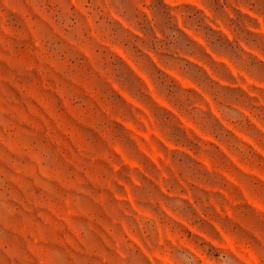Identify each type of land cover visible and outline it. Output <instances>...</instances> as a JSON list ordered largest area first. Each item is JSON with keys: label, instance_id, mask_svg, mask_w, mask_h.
I'll use <instances>...</instances> for the list:
<instances>
[{"label": "rangeland", "instance_id": "rangeland-1", "mask_svg": "<svg viewBox=\"0 0 264 264\" xmlns=\"http://www.w3.org/2000/svg\"><path fill=\"white\" fill-rule=\"evenodd\" d=\"M0 264H264V0H0Z\"/></svg>", "mask_w": 264, "mask_h": 264}]
</instances>
